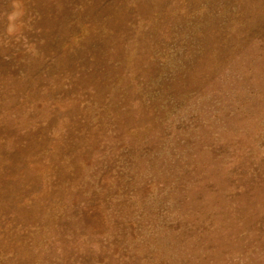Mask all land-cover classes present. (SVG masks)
I'll list each match as a JSON object with an SVG mask.
<instances>
[{"label":"rangeland","instance_id":"1","mask_svg":"<svg viewBox=\"0 0 264 264\" xmlns=\"http://www.w3.org/2000/svg\"><path fill=\"white\" fill-rule=\"evenodd\" d=\"M0 264H264V0H0Z\"/></svg>","mask_w":264,"mask_h":264}]
</instances>
